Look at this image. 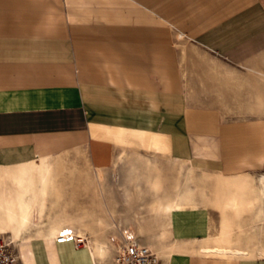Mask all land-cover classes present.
<instances>
[{"label":"crops","instance_id":"0c3cea01","mask_svg":"<svg viewBox=\"0 0 264 264\" xmlns=\"http://www.w3.org/2000/svg\"><path fill=\"white\" fill-rule=\"evenodd\" d=\"M263 51L264 0H0V228L25 229L35 205L50 220L48 233L15 238L19 264H120L86 233L55 238L77 217L52 211L66 188L42 164L74 151L97 174L133 152L222 180L209 204L180 187L154 200L162 225L133 229L158 256L150 264H264Z\"/></svg>","mask_w":264,"mask_h":264},{"label":"rangeland","instance_id":"374dc122","mask_svg":"<svg viewBox=\"0 0 264 264\" xmlns=\"http://www.w3.org/2000/svg\"><path fill=\"white\" fill-rule=\"evenodd\" d=\"M255 58H264V51ZM126 153L118 165L113 164L109 170L99 174L89 168L85 157L78 151L45 158L44 160L48 162L42 164L44 168L52 165L60 169L58 180L64 183L66 188L64 200L56 205L57 201L52 211H57L56 215H58L66 209L77 217V220L73 222V228L77 232H82L84 236L90 235L89 239L93 244L96 241H102L105 246L114 247L111 242L114 229L122 228L133 232L134 226L141 227L145 224V220L160 222L157 225L161 226L163 217L167 213L158 211L156 202L170 194L175 195L179 187L184 188L187 197H193L195 189L198 198L196 204H209L210 200L221 197V192L216 190V184L222 180L214 172L199 171L191 166L182 165L183 163L179 164L176 160L133 152ZM41 161L42 159L33 162ZM6 169L8 167L0 170V191L4 186L2 174ZM262 172L257 175L259 185H261ZM48 176L42 175L43 186L45 178L49 181ZM177 183H180V186L175 185ZM53 193L58 198L61 197L59 190L57 192L53 190ZM8 209L12 216V207L9 206ZM22 216L24 220L28 219L29 211L25 207L22 208ZM3 217L4 207H1L0 221ZM49 227L48 214L42 217L35 205L31 222L25 229L17 232L16 224L9 223L4 228H0V238H18L20 241L19 237L29 232L37 231L46 234L50 231Z\"/></svg>","mask_w":264,"mask_h":264},{"label":"built area","instance_id":"2783aa9c","mask_svg":"<svg viewBox=\"0 0 264 264\" xmlns=\"http://www.w3.org/2000/svg\"><path fill=\"white\" fill-rule=\"evenodd\" d=\"M56 240L64 242L75 238L79 243L86 238L73 227H63ZM13 238H0V264H19V254ZM111 242L115 246V260L120 264H150L158 259L156 252L142 243L133 232L122 229L120 235L113 234Z\"/></svg>","mask_w":264,"mask_h":264},{"label":"bare ground","instance_id":"6f19581e","mask_svg":"<svg viewBox=\"0 0 264 264\" xmlns=\"http://www.w3.org/2000/svg\"><path fill=\"white\" fill-rule=\"evenodd\" d=\"M47 170V169H46ZM52 171V170H51ZM50 174V173H49ZM45 176V175H44ZM47 177V176H46ZM49 177V176H48ZM50 179V178H49ZM48 182H50V180L48 181L46 178L44 179V186L42 189V196H41V204H44L47 200L48 194H49V188H48ZM58 190V188H57ZM239 199V198H238ZM232 201V200H231ZM166 208L170 207V204L168 203L167 205H165ZM26 215V214H25ZM58 231H60V229H58ZM221 240V239H220ZM95 242V241H94ZM94 250L96 253H104L105 252V248L106 246L104 245V243L102 241H96L94 244ZM203 250L206 253H217V254H227V253H235L237 252L236 249H231L228 248L227 246H225V244H217L215 246H210L209 244L203 246Z\"/></svg>","mask_w":264,"mask_h":264}]
</instances>
